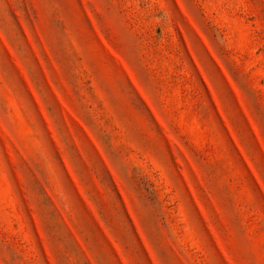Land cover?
Segmentation results:
<instances>
[{
  "label": "rangeland",
  "instance_id": "1",
  "mask_svg": "<svg viewBox=\"0 0 264 264\" xmlns=\"http://www.w3.org/2000/svg\"><path fill=\"white\" fill-rule=\"evenodd\" d=\"M0 264H264V0H0Z\"/></svg>",
  "mask_w": 264,
  "mask_h": 264
}]
</instances>
